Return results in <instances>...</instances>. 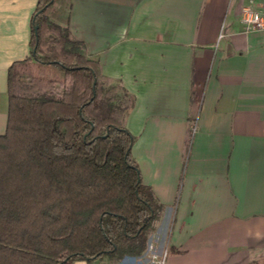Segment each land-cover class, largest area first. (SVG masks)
I'll list each match as a JSON object with an SVG mask.
<instances>
[{
	"label": "crops",
	"instance_id": "obj_1",
	"mask_svg": "<svg viewBox=\"0 0 264 264\" xmlns=\"http://www.w3.org/2000/svg\"><path fill=\"white\" fill-rule=\"evenodd\" d=\"M39 0H0V134ZM264 0H72V37L135 96L132 156L161 208L138 257L73 264H264ZM152 244V249L149 245Z\"/></svg>",
	"mask_w": 264,
	"mask_h": 264
},
{
	"label": "trees",
	"instance_id": "obj_2",
	"mask_svg": "<svg viewBox=\"0 0 264 264\" xmlns=\"http://www.w3.org/2000/svg\"><path fill=\"white\" fill-rule=\"evenodd\" d=\"M72 0H39L32 55L8 74L0 134V264L144 254L161 208L132 156L122 81L72 37ZM53 65L61 79L42 74Z\"/></svg>",
	"mask_w": 264,
	"mask_h": 264
},
{
	"label": "built area",
	"instance_id": "obj_3",
	"mask_svg": "<svg viewBox=\"0 0 264 264\" xmlns=\"http://www.w3.org/2000/svg\"><path fill=\"white\" fill-rule=\"evenodd\" d=\"M241 21L247 33L264 31V11H260L251 5L242 8ZM152 247L150 244L149 249L151 250ZM166 257L167 251L160 258L153 254V259L156 260L157 264H165Z\"/></svg>",
	"mask_w": 264,
	"mask_h": 264
},
{
	"label": "rangeland",
	"instance_id": "obj_4",
	"mask_svg": "<svg viewBox=\"0 0 264 264\" xmlns=\"http://www.w3.org/2000/svg\"><path fill=\"white\" fill-rule=\"evenodd\" d=\"M41 71L42 74L49 78L61 79L63 76V74L57 68L53 67V65L44 66Z\"/></svg>",
	"mask_w": 264,
	"mask_h": 264
},
{
	"label": "water",
	"instance_id": "obj_5",
	"mask_svg": "<svg viewBox=\"0 0 264 264\" xmlns=\"http://www.w3.org/2000/svg\"><path fill=\"white\" fill-rule=\"evenodd\" d=\"M34 30L37 32V30H38V25H36V26L34 27Z\"/></svg>",
	"mask_w": 264,
	"mask_h": 264
}]
</instances>
